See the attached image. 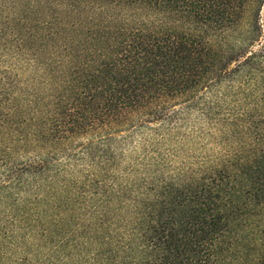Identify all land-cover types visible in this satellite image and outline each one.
<instances>
[{"label": "trees", "instance_id": "obj_1", "mask_svg": "<svg viewBox=\"0 0 264 264\" xmlns=\"http://www.w3.org/2000/svg\"><path fill=\"white\" fill-rule=\"evenodd\" d=\"M193 114L248 143L123 166ZM0 166L11 264H264V0H0Z\"/></svg>", "mask_w": 264, "mask_h": 264}, {"label": "rangeland", "instance_id": "obj_2", "mask_svg": "<svg viewBox=\"0 0 264 264\" xmlns=\"http://www.w3.org/2000/svg\"><path fill=\"white\" fill-rule=\"evenodd\" d=\"M257 47L255 46L254 49ZM247 84V83H246ZM258 89L252 93V97H260V82ZM235 104L231 101L224 104V109H234ZM223 130V131H222ZM226 131L221 126H213L197 114L185 119L178 130H171L165 139L147 134L148 142H143L140 135H135L130 146L123 147L125 160L123 166H127L137 159L144 158L147 153V163L159 165L160 173L166 178H171L183 172L186 168H195L197 165L214 161L227 153H235L240 147L246 146L249 140L240 133L237 137L232 135L225 137ZM152 153V154H151ZM3 168L0 166V173ZM248 220L246 227H240L239 232L243 237L245 249L241 250L242 258L251 261L260 257V241L264 235V210L251 208L245 216ZM0 264H11V255L2 249Z\"/></svg>", "mask_w": 264, "mask_h": 264}]
</instances>
